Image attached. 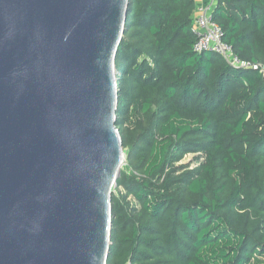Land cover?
Returning a JSON list of instances; mask_svg holds the SVG:
<instances>
[{
    "label": "trees",
    "instance_id": "obj_1",
    "mask_svg": "<svg viewBox=\"0 0 264 264\" xmlns=\"http://www.w3.org/2000/svg\"><path fill=\"white\" fill-rule=\"evenodd\" d=\"M194 0H129L115 120L131 173L106 264H264V74L195 52ZM223 40L264 66V0H216ZM137 118L125 126L128 110ZM188 153L198 166L176 174Z\"/></svg>",
    "mask_w": 264,
    "mask_h": 264
},
{
    "label": "water",
    "instance_id": "obj_2",
    "mask_svg": "<svg viewBox=\"0 0 264 264\" xmlns=\"http://www.w3.org/2000/svg\"><path fill=\"white\" fill-rule=\"evenodd\" d=\"M129 0H0V264H106Z\"/></svg>",
    "mask_w": 264,
    "mask_h": 264
},
{
    "label": "built area",
    "instance_id": "obj_3",
    "mask_svg": "<svg viewBox=\"0 0 264 264\" xmlns=\"http://www.w3.org/2000/svg\"><path fill=\"white\" fill-rule=\"evenodd\" d=\"M214 5L215 3L209 1L197 5L195 8L193 50L199 53L212 51L232 67L259 69L264 74V66L241 58L235 53L232 45L223 40V30L212 16Z\"/></svg>",
    "mask_w": 264,
    "mask_h": 264
},
{
    "label": "rangeland",
    "instance_id": "obj_4",
    "mask_svg": "<svg viewBox=\"0 0 264 264\" xmlns=\"http://www.w3.org/2000/svg\"><path fill=\"white\" fill-rule=\"evenodd\" d=\"M261 64V63H259ZM131 109L128 110V112L125 114L127 121L125 122V126L129 128L130 130H133L134 128V122L137 121V118L135 116L134 119L131 117L130 112ZM129 154L128 148H123V162L120 166V175L121 173H125L126 175H129L131 173V168L129 164L127 163V157ZM200 154L199 153H188L186 154L179 162L175 163V166L179 168L176 174H180L184 171H191L194 170L198 164H199ZM119 175V177H120ZM111 200L113 198L119 199L125 206V210L130 213L133 209L136 208L138 205L133 198V196L126 195V192L122 186H117V183L115 182L112 189H111Z\"/></svg>",
    "mask_w": 264,
    "mask_h": 264
},
{
    "label": "crops",
    "instance_id": "obj_5",
    "mask_svg": "<svg viewBox=\"0 0 264 264\" xmlns=\"http://www.w3.org/2000/svg\"><path fill=\"white\" fill-rule=\"evenodd\" d=\"M195 1V5H199V4H203L209 1H212L213 3H215L216 0H194Z\"/></svg>",
    "mask_w": 264,
    "mask_h": 264
}]
</instances>
